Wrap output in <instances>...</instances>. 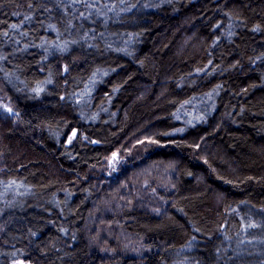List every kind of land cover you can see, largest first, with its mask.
Segmentation results:
<instances>
[{
    "label": "trees",
    "instance_id": "16d2710c",
    "mask_svg": "<svg viewBox=\"0 0 264 264\" xmlns=\"http://www.w3.org/2000/svg\"><path fill=\"white\" fill-rule=\"evenodd\" d=\"M1 102L0 264H264V0H0Z\"/></svg>",
    "mask_w": 264,
    "mask_h": 264
},
{
    "label": "rangeland",
    "instance_id": "374dc122",
    "mask_svg": "<svg viewBox=\"0 0 264 264\" xmlns=\"http://www.w3.org/2000/svg\"><path fill=\"white\" fill-rule=\"evenodd\" d=\"M0 116L1 118L5 119V120H14L15 119V114L14 111L11 109V111H9L10 107H8V104H6L5 102H1L0 103ZM14 264H24L23 262H16Z\"/></svg>",
    "mask_w": 264,
    "mask_h": 264
},
{
    "label": "snow or ice",
    "instance_id": "6c2138e0",
    "mask_svg": "<svg viewBox=\"0 0 264 264\" xmlns=\"http://www.w3.org/2000/svg\"><path fill=\"white\" fill-rule=\"evenodd\" d=\"M9 111H11V109H9Z\"/></svg>",
    "mask_w": 264,
    "mask_h": 264
}]
</instances>
